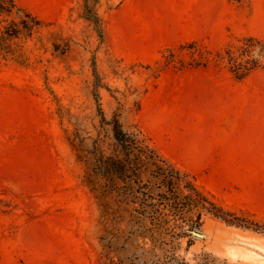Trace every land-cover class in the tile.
Wrapping results in <instances>:
<instances>
[{
	"label": "rangeland",
	"instance_id": "1",
	"mask_svg": "<svg viewBox=\"0 0 264 264\" xmlns=\"http://www.w3.org/2000/svg\"><path fill=\"white\" fill-rule=\"evenodd\" d=\"M16 1L41 23L0 57V264L149 263L145 238L102 222L84 182L79 155L114 148L98 107L225 211L264 221V62L236 80L227 52L264 39V0ZM185 228L180 257L264 261L262 233L209 212Z\"/></svg>",
	"mask_w": 264,
	"mask_h": 264
},
{
	"label": "trees",
	"instance_id": "2",
	"mask_svg": "<svg viewBox=\"0 0 264 264\" xmlns=\"http://www.w3.org/2000/svg\"><path fill=\"white\" fill-rule=\"evenodd\" d=\"M0 17L3 24L0 27V57L9 53L6 40L23 33L29 36L41 23L16 0H0ZM237 41L239 45H231V51L227 50L228 63L232 77L241 80L262 67L264 39L245 35ZM196 45V41H191L178 48ZM96 102L99 106L97 98ZM98 110L102 122L111 126L114 148L109 155L102 154L100 146H94L87 155H79L84 165V182L99 206L102 222L119 224L127 218L128 237L145 238L140 247L148 249L146 254L151 256L149 263L143 264H232L224 259L217 261V257L208 253L195 254L193 261L176 255L175 240L186 234V225L189 228L200 225L203 212H209L227 224L241 225L264 235V221H256L244 212L240 218L234 212L225 211L195 186L188 173L151 147L140 132L123 129L117 117L105 121L100 107ZM193 243L188 239L186 249Z\"/></svg>",
	"mask_w": 264,
	"mask_h": 264
},
{
	"label": "bare ground",
	"instance_id": "3",
	"mask_svg": "<svg viewBox=\"0 0 264 264\" xmlns=\"http://www.w3.org/2000/svg\"><path fill=\"white\" fill-rule=\"evenodd\" d=\"M255 235V234H254ZM242 236V238H244L245 239V237H244V235H241ZM256 237H259V238H262V239H264V236H262V235H255ZM251 237V236H250ZM250 237H249V239H250ZM255 239V238H254ZM253 239V240H254ZM257 239V238H256ZM262 239H258V240H260L259 242L257 241L256 243L255 242H252V241H250V242H252L253 244H255V245H257V246H259L258 248H261L262 250H264L263 248H264V242H261V240ZM263 241V240H262ZM243 242V241H242ZM249 242V243H250ZM245 247V246H244ZM244 247L241 245H236V246H234L233 248H232V252H234L235 254H241V255H243V256H245V257H249V256H251V255H253V254H251L249 251H247V250H245L244 249ZM230 252V251H229ZM228 252V253H229ZM231 252V253H232ZM233 253V256H235V254ZM253 253V252H252ZM257 253V252H256ZM257 255V254H256ZM257 257H258V255H257ZM242 258H244V257H242ZM254 259V258H253ZM252 259V260H253ZM257 259V258H256ZM249 260H250V258H249ZM257 261V260H256ZM255 260H254V262H256ZM264 261H262V259L260 260V264L261 263H263ZM259 263V262H258ZM264 264V263H263Z\"/></svg>",
	"mask_w": 264,
	"mask_h": 264
},
{
	"label": "water",
	"instance_id": "4",
	"mask_svg": "<svg viewBox=\"0 0 264 264\" xmlns=\"http://www.w3.org/2000/svg\"><path fill=\"white\" fill-rule=\"evenodd\" d=\"M191 233H192L195 237H202V236H203L202 233L197 232V231H192Z\"/></svg>",
	"mask_w": 264,
	"mask_h": 264
}]
</instances>
